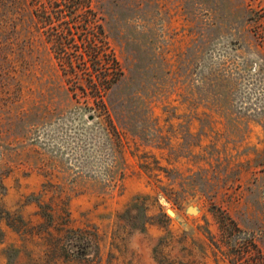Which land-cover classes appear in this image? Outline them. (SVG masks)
I'll use <instances>...</instances> for the list:
<instances>
[{
  "label": "rangeland",
  "instance_id": "rangeland-1",
  "mask_svg": "<svg viewBox=\"0 0 264 264\" xmlns=\"http://www.w3.org/2000/svg\"><path fill=\"white\" fill-rule=\"evenodd\" d=\"M75 22L118 62L104 106L48 42L86 36ZM257 249L264 264V0H0V264Z\"/></svg>",
  "mask_w": 264,
  "mask_h": 264
},
{
  "label": "trees",
  "instance_id": "trees-1",
  "mask_svg": "<svg viewBox=\"0 0 264 264\" xmlns=\"http://www.w3.org/2000/svg\"><path fill=\"white\" fill-rule=\"evenodd\" d=\"M49 1L55 2L57 0ZM64 1L71 3L77 0ZM75 15H77L76 12L71 13V16ZM74 24H80L82 32L87 35H81V27L79 29L80 33L77 35L73 30L74 25L69 23L62 27L61 32L50 33L47 37L48 42L67 78L70 79L71 76L80 72V70L89 72L93 90L91 96L96 102H101L100 105L104 106V95L116 81L114 73L116 74L118 70V62L112 53H107L105 43L98 35V30H100L99 33H103L101 25L91 22H75ZM91 25L93 31H90ZM52 31H54V28H52ZM232 226L233 228H238L234 221H232ZM223 227L225 233L229 231L230 225L229 223H224ZM255 257L256 262L261 264L262 255L260 250L257 249Z\"/></svg>",
  "mask_w": 264,
  "mask_h": 264
},
{
  "label": "water",
  "instance_id": "water-1",
  "mask_svg": "<svg viewBox=\"0 0 264 264\" xmlns=\"http://www.w3.org/2000/svg\"><path fill=\"white\" fill-rule=\"evenodd\" d=\"M186 211L187 212H192V213H196L199 211V208L197 206H193V205H189L187 208H186ZM172 210L169 209V213L172 214Z\"/></svg>",
  "mask_w": 264,
  "mask_h": 264
}]
</instances>
